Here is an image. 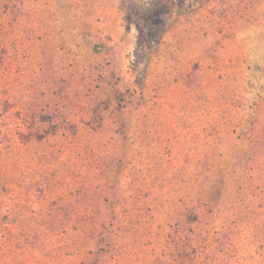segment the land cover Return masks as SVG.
<instances>
[{
    "label": "rangeland",
    "instance_id": "374dc122",
    "mask_svg": "<svg viewBox=\"0 0 264 264\" xmlns=\"http://www.w3.org/2000/svg\"><path fill=\"white\" fill-rule=\"evenodd\" d=\"M126 8L0 0V79L40 103L23 123L24 191L38 202L57 179L64 203L96 194L66 264H264V0Z\"/></svg>",
    "mask_w": 264,
    "mask_h": 264
},
{
    "label": "trees",
    "instance_id": "16d2710c",
    "mask_svg": "<svg viewBox=\"0 0 264 264\" xmlns=\"http://www.w3.org/2000/svg\"><path fill=\"white\" fill-rule=\"evenodd\" d=\"M123 2L131 17H147L154 13L158 4V0ZM157 33L155 29L149 30L148 35L142 36V40H147V44L152 46ZM141 42L140 39L135 50L138 59L135 67L141 64L139 56L141 58L146 54ZM22 85L18 95L14 91L10 92L9 89L15 87L10 80L0 79V105L3 104L5 111L7 104L12 101L14 111L10 117H15L12 124L0 121V204L7 206L5 214L0 218V264H66V257H71L77 252L75 245L81 238H73L70 233L80 232L92 211L91 204L96 194L90 188L81 187L69 192L70 197H76L78 206L75 205L77 202L73 201L64 203L61 198L63 195L60 194L61 186H56L59 180L45 179L46 191L40 184L35 186L34 191L38 195L35 200L38 202H31L32 189H23L27 185V173L22 166L26 142H23L21 137L27 129L23 124L26 117L33 109L37 110L40 103L32 106L24 92L25 84ZM42 111L39 110L40 113ZM16 188H20L16 196H7ZM6 197L12 198L11 203H6ZM103 201L107 200L104 198ZM105 233L107 228L103 224L99 233L100 239L107 238ZM66 237L69 241L71 237L70 245L65 243Z\"/></svg>",
    "mask_w": 264,
    "mask_h": 264
}]
</instances>
